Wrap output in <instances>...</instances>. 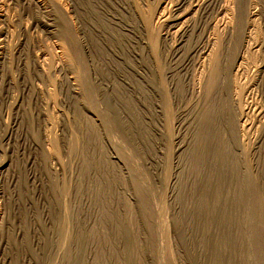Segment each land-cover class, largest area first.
Segmentation results:
<instances>
[{
    "label": "rangeland",
    "instance_id": "rangeland-1",
    "mask_svg": "<svg viewBox=\"0 0 264 264\" xmlns=\"http://www.w3.org/2000/svg\"><path fill=\"white\" fill-rule=\"evenodd\" d=\"M0 264H264V0H0Z\"/></svg>",
    "mask_w": 264,
    "mask_h": 264
},
{
    "label": "bare ground",
    "instance_id": "bare-ground-1",
    "mask_svg": "<svg viewBox=\"0 0 264 264\" xmlns=\"http://www.w3.org/2000/svg\"><path fill=\"white\" fill-rule=\"evenodd\" d=\"M208 49H209L208 47H203L201 50L203 51V53L206 54V52H207ZM199 50H200V49H196L194 52L197 53V52H199ZM200 52H201V51H200ZM2 198H3V197H2Z\"/></svg>",
    "mask_w": 264,
    "mask_h": 264
}]
</instances>
